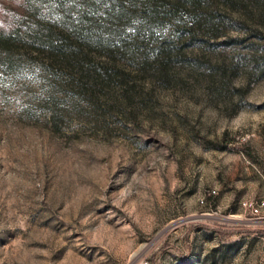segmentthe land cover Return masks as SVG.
I'll list each match as a JSON object with an SVG mask.
<instances>
[{
    "label": "rangeland",
    "instance_id": "rangeland-1",
    "mask_svg": "<svg viewBox=\"0 0 264 264\" xmlns=\"http://www.w3.org/2000/svg\"><path fill=\"white\" fill-rule=\"evenodd\" d=\"M226 11L240 41L132 70L97 120L0 95V264H264V0Z\"/></svg>",
    "mask_w": 264,
    "mask_h": 264
},
{
    "label": "trees",
    "instance_id": "trees-1",
    "mask_svg": "<svg viewBox=\"0 0 264 264\" xmlns=\"http://www.w3.org/2000/svg\"><path fill=\"white\" fill-rule=\"evenodd\" d=\"M8 1L0 2V95L25 89V116L41 111L56 128L67 117L112 114L110 89L120 83L129 100L132 70L164 77L187 46L240 41L218 40L235 0Z\"/></svg>",
    "mask_w": 264,
    "mask_h": 264
},
{
    "label": "built area",
    "instance_id": "built-area-1",
    "mask_svg": "<svg viewBox=\"0 0 264 264\" xmlns=\"http://www.w3.org/2000/svg\"><path fill=\"white\" fill-rule=\"evenodd\" d=\"M242 207L253 221L264 222V197L258 199H247L242 202ZM145 264H148L147 262Z\"/></svg>",
    "mask_w": 264,
    "mask_h": 264
}]
</instances>
